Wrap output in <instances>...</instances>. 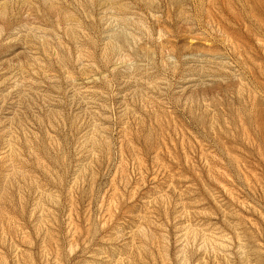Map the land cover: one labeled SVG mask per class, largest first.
<instances>
[{
	"label": "rangeland",
	"instance_id": "rangeland-1",
	"mask_svg": "<svg viewBox=\"0 0 264 264\" xmlns=\"http://www.w3.org/2000/svg\"><path fill=\"white\" fill-rule=\"evenodd\" d=\"M0 264H264V0H0Z\"/></svg>",
	"mask_w": 264,
	"mask_h": 264
}]
</instances>
